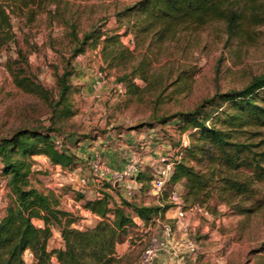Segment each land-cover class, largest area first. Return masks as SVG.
Instances as JSON below:
<instances>
[{"label":"trees","instance_id":"obj_1","mask_svg":"<svg viewBox=\"0 0 264 264\" xmlns=\"http://www.w3.org/2000/svg\"><path fill=\"white\" fill-rule=\"evenodd\" d=\"M62 1L0 2V47L14 40L11 14L26 12L32 18L35 9ZM48 14L54 17L51 11ZM127 17L133 20L131 29L138 46L145 43V50L139 47L135 53L125 47L116 30L90 24L88 29L79 31L77 22H63L70 28L66 36L72 48L61 73L56 76L55 98L49 97L21 66L9 68L14 85L44 99L51 117L50 126L21 129L0 139V174L7 178L9 189L0 216V264H25L26 251L32 255V264H121L126 255L118 256L116 249L136 225L135 219L148 224L157 217L163 219L171 208L164 203L144 204L136 198L116 202L104 188L101 198H81L82 207L97 220L92 227L77 229L72 226L76 221L73 214L58 208L55 193L48 189L41 192L29 184L34 156L46 157L52 168L80 169L77 168L79 158L66 146L65 139L54 138L62 134L57 124L74 114L69 101L71 60L84 53L87 45H99L106 68L124 70L116 81L134 94L139 90L135 79L145 82L147 89L155 87L159 81L152 73L158 53L150 50L153 44L173 38L180 28L208 22H220L228 38H249L256 27L264 26V0H139L116 12L117 30ZM216 103L221 105L215 108ZM171 121H176L175 125L187 135V144L181 147L180 160L175 163L166 186H182L180 197L185 208L205 204L212 196L238 215L263 207L264 73L253 77L240 89L203 100L190 111L157 116L138 127L146 125L154 129ZM88 137L85 135L81 140ZM135 180L139 192L148 191L151 170L147 166L140 167ZM35 219L42 221L43 226L36 227ZM52 225L59 228L62 246L48 250L46 244Z\"/></svg>","mask_w":264,"mask_h":264},{"label":"rangeland","instance_id":"obj_2","mask_svg":"<svg viewBox=\"0 0 264 264\" xmlns=\"http://www.w3.org/2000/svg\"><path fill=\"white\" fill-rule=\"evenodd\" d=\"M2 1L4 0H0ZM137 1L139 0H63L59 4L35 9L32 18L26 12L11 14L15 37L12 42L0 47V139L21 129L50 126L51 111L48 104L38 95L17 88L9 68L21 66L49 97L55 98L56 76L61 73L72 48L66 36L70 28L63 22H77L79 31L88 29L90 24L101 25L106 30H116L122 44L136 53L139 47L145 50L146 45L139 43L138 46L131 29L133 20L125 18L121 28L117 30L115 14ZM49 11L54 17L50 18ZM150 50L158 52L152 73L155 78L159 77V81L155 87L149 86L147 89L145 82L135 79L134 83L139 90L134 94L116 81V77L124 70L119 67L106 68L99 45H87L84 53L71 60L73 74L70 78L72 89L69 101L74 114L57 124L62 134L54 138L65 139L66 146L73 153L81 147L77 168L88 171L87 161L95 154L101 155L98 146H114L113 142L106 140L107 136L121 140L117 137L124 132L132 131L134 136L145 133L149 128L146 125L138 126H143L154 117L190 111L203 100L240 89L253 77L264 73V26L256 27L249 38L236 39L227 37L220 22L190 25L178 29L173 38L161 44H153ZM98 73H101L102 79H97ZM96 82L98 87L94 88ZM219 105L221 104L216 103L215 108ZM215 108L213 107L214 110ZM175 122L154 126L153 134L166 142L163 152L169 155L174 154L181 141L187 138ZM85 135L89 139L81 140ZM86 149L91 152L89 157H85ZM139 151L143 156L142 150ZM32 160L34 164L32 173L28 176L29 184L41 192L48 189L55 193L59 200L58 208L76 218L74 228L92 227L97 217L84 209L83 201L80 200L94 198L90 197L93 192H101L104 188L107 190L109 184H94L88 190L80 191H73L65 186L55 191L50 189L54 186L51 175L53 168L46 165L42 157L34 156ZM148 169L150 170L149 167ZM0 180L7 183V178L1 174ZM114 191L116 193V189L111 192ZM172 191L181 194L183 188L180 184L175 187L166 186L158 194L151 188L146 192H139L136 188L130 199L136 198L144 204H168L171 210L174 209L169 201ZM5 192L6 195L9 194L7 185ZM5 192L3 191V195ZM4 198L5 207L6 197ZM197 206L203 208L207 215H187L184 220L187 222L185 231L176 224L174 217L161 218L170 226L172 234L169 237L170 248L159 255L162 257L159 264L264 262V205L253 213L238 215L212 196L205 204L197 203ZM33 223L36 227L43 226L40 220L35 219ZM155 226L158 227L157 230ZM50 231L47 249L61 247L59 228L52 225ZM162 232L161 225L158 226L154 219L145 224V228L135 225L124 242L117 246L116 254L126 255L121 264H137L151 238L162 236ZM188 244L197 249L189 251ZM23 258L25 264H32L28 252Z\"/></svg>","mask_w":264,"mask_h":264},{"label":"built area","instance_id":"obj_3","mask_svg":"<svg viewBox=\"0 0 264 264\" xmlns=\"http://www.w3.org/2000/svg\"><path fill=\"white\" fill-rule=\"evenodd\" d=\"M97 79H102L101 73L97 74ZM98 83L96 82V86ZM187 144V138L183 139L180 146L174 151V154L161 153L154 157L150 162L148 167L151 170L152 180L151 189L155 194L162 192L165 186L173 174L174 165L180 160L181 157V147ZM140 148L132 149L127 156V161L122 170H114L110 168L101 155L95 154L92 158L87 161V170L75 169L73 171H64L59 168L52 169V177L55 191L63 189L68 186L70 190L80 191L88 190L90 186L94 184L102 185L107 183L110 188L107 190L109 192L117 189H122L125 195L130 198L136 187L137 183L135 177L137 171L142 165V155ZM3 191H6V182L0 180V201L3 196ZM94 198H101V192L94 193ZM169 201L175 209V222L179 227L185 231L187 227V222L185 218L189 212L198 213L200 215L206 216V211L200 206L194 205L189 208H185L180 194L177 191H172L169 195ZM154 222L163 229L162 236H155L151 238V242L143 249L141 255L138 258L137 264H154L155 260L162 252H167L170 248L169 237L172 234V230L168 224L165 223L160 217L154 219ZM73 227L74 224H73ZM188 249L194 252L197 248L192 244H188ZM26 251L25 253H27ZM24 253V254H25ZM29 257L32 261V255L30 252ZM30 261V262H31Z\"/></svg>","mask_w":264,"mask_h":264},{"label":"crops","instance_id":"obj_4","mask_svg":"<svg viewBox=\"0 0 264 264\" xmlns=\"http://www.w3.org/2000/svg\"><path fill=\"white\" fill-rule=\"evenodd\" d=\"M153 133H154V129H149L147 132L135 136L133 135L132 131L124 132L123 134L118 135L117 137L120 138L121 140H116L114 136H107L106 140L113 142L112 144H114V146L112 144H111L112 146L109 147L101 148L98 146V151L100 152L102 158L105 160L106 164L110 168L114 170H122L126 164L127 156L130 153V151L133 148H140L144 153V155L142 156V165H144L143 167L146 166L148 167L149 162L154 157L158 156L161 153H164L163 150L164 148H166L165 147L166 142L162 139L157 138ZM98 143L101 142L98 141ZM79 151H81V147L77 148V151L75 153L76 156L80 159L81 156L78 154ZM86 151L87 152H85L86 153L85 157H89L91 155V152H89L88 149H86ZM37 157H42V159H44V162H46V165L50 166V163L46 157L44 156H37ZM38 169H40V167ZM6 193L7 192H5V195ZM110 194L112 195L113 200H115L116 202H119L120 199L130 200V198H128L125 195L122 189H117L116 193L114 191V192H110ZM5 195L2 196L0 201V216L4 210V200H5L4 197H6ZM94 195L95 194L93 192L90 195V197H94ZM174 212H175L174 209L168 210L165 213L164 218L169 219L170 217H174L173 216ZM194 214L196 213L189 212L187 215L192 216ZM135 223L136 225L145 228V224L142 221L135 219ZM155 229L157 230L158 227L155 226ZM176 243H178V241H176ZM161 261H162V257L159 256L155 260V264H159Z\"/></svg>","mask_w":264,"mask_h":264}]
</instances>
